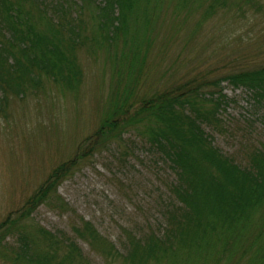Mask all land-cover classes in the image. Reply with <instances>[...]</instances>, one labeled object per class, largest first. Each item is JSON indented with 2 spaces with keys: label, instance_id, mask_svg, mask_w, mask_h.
I'll return each instance as SVG.
<instances>
[{
  "label": "trees",
  "instance_id": "trees-1",
  "mask_svg": "<svg viewBox=\"0 0 264 264\" xmlns=\"http://www.w3.org/2000/svg\"><path fill=\"white\" fill-rule=\"evenodd\" d=\"M91 3L101 6L93 11L95 23L88 30L80 16ZM204 3L210 13L228 6L227 0ZM152 4V0H0V107L10 92L24 96L45 78L79 86L77 51L87 42L102 44L97 35L109 48L106 62L116 78L114 95L97 130L80 143L71 160L53 170L26 205L32 209L50 196L54 186L89 155L112 144L124 146V135L134 131L162 157L175 179L159 231L129 235L125 258L145 264L174 256L176 262L197 251L212 257L213 264H264V146L249 154V164L242 167L205 131V126L221 123V110L227 104L223 83L244 89L256 104L264 102V62L234 61L220 71L214 69L218 60L207 64L194 57L179 65L187 68L181 77L176 75L177 67L171 68L164 87L154 83L141 89L151 68L146 51L155 47L150 36ZM78 233L98 247L104 241L88 222ZM41 234L48 252L35 253L31 261L82 264L74 243ZM25 242L22 255L33 244ZM107 248L110 254L114 250L113 244Z\"/></svg>",
  "mask_w": 264,
  "mask_h": 264
},
{
  "label": "rangeland",
  "instance_id": "rangeland-1",
  "mask_svg": "<svg viewBox=\"0 0 264 264\" xmlns=\"http://www.w3.org/2000/svg\"><path fill=\"white\" fill-rule=\"evenodd\" d=\"M152 1L150 36L155 47L146 51L151 71L145 73L141 89L148 90L154 83L164 87L171 68L177 67L176 75L181 77L187 69L181 67L194 57L207 64L218 60L214 69L220 71L234 61L264 62V0H244L239 6L235 4L239 0H227V7L212 13L206 0ZM99 6L91 3L81 12L80 21L88 30ZM97 37L102 44L87 42L77 51L82 72L79 86L45 78L24 96L10 92L0 107V226L6 224L1 229L0 264H45L31 261L35 253L48 252L41 232L74 243L82 264H133L125 258L128 236L157 232L161 227L175 176L134 131L118 143L124 146L112 144L89 155L54 186L50 196L32 209L26 205L53 170L74 157L107 113L116 78L106 62L109 48ZM222 85L227 104L221 110V123L205 126V131L224 154L245 167L249 154L264 146V102L256 104L244 89ZM86 222L103 238L101 247L79 235ZM26 240L33 244L22 255ZM111 244L110 254L107 247ZM173 261L174 256L145 264H213L212 257L197 251L188 254V259L181 256L180 261Z\"/></svg>",
  "mask_w": 264,
  "mask_h": 264
}]
</instances>
